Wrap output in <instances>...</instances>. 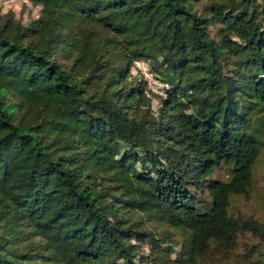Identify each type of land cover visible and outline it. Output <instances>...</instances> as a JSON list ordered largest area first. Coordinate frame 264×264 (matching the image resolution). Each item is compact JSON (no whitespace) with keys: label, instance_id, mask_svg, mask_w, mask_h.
Here are the masks:
<instances>
[{"label":"trees","instance_id":"obj_1","mask_svg":"<svg viewBox=\"0 0 264 264\" xmlns=\"http://www.w3.org/2000/svg\"><path fill=\"white\" fill-rule=\"evenodd\" d=\"M263 148L264 0H0V264H264Z\"/></svg>","mask_w":264,"mask_h":264},{"label":"rangeland","instance_id":"obj_2","mask_svg":"<svg viewBox=\"0 0 264 264\" xmlns=\"http://www.w3.org/2000/svg\"><path fill=\"white\" fill-rule=\"evenodd\" d=\"M16 18L25 21L29 19V16L34 13L33 10H30L27 7L15 6L12 7ZM132 74L135 76H140L144 79L147 87V91L161 96L163 95L164 85L162 82L157 80L152 74H150L147 65L143 62H136L132 68ZM158 106V100L153 99L151 102L152 110H156ZM217 178L225 179V171L221 169L216 174ZM255 176L258 178V182L255 184V191L252 194L250 201H234V205L237 208L236 211H242L244 213H254L260 218H264V148L260 152V156L257 163V168L255 170ZM173 251H178V245H172ZM174 254L172 255V258Z\"/></svg>","mask_w":264,"mask_h":264}]
</instances>
